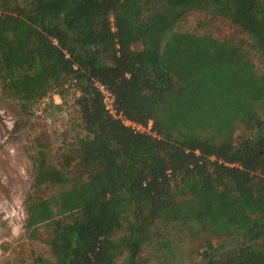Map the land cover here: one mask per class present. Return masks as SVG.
Masks as SVG:
<instances>
[{
    "label": "trees",
    "instance_id": "trees-1",
    "mask_svg": "<svg viewBox=\"0 0 264 264\" xmlns=\"http://www.w3.org/2000/svg\"><path fill=\"white\" fill-rule=\"evenodd\" d=\"M0 89L27 115L79 95L85 135L30 155L31 264H264V0H0Z\"/></svg>",
    "mask_w": 264,
    "mask_h": 264
},
{
    "label": "rangeland",
    "instance_id": "rangeland-1",
    "mask_svg": "<svg viewBox=\"0 0 264 264\" xmlns=\"http://www.w3.org/2000/svg\"><path fill=\"white\" fill-rule=\"evenodd\" d=\"M180 26L198 33L212 31L218 36L246 37L228 19L202 11L189 12ZM78 96L67 91L62 95L53 93L52 99L61 109L47 106L49 99H45L34 108L33 115H27L20 111L16 100L6 98L0 89V264H31V252L45 246L41 229L26 227L24 201L32 179L30 155L36 152L38 135L46 134L57 150L69 138L85 135ZM73 124L77 129L72 128ZM145 260L154 264L148 257Z\"/></svg>",
    "mask_w": 264,
    "mask_h": 264
},
{
    "label": "built area",
    "instance_id": "built-area-1",
    "mask_svg": "<svg viewBox=\"0 0 264 264\" xmlns=\"http://www.w3.org/2000/svg\"><path fill=\"white\" fill-rule=\"evenodd\" d=\"M97 87L100 89L103 95V101L105 104V107L107 111L116 117L117 119H120L125 125L133 128L136 131L140 132H147L151 133L153 135H156L155 131L153 130L152 127V121H149L147 125H144L142 123L136 122L128 117L124 113L118 110V108L115 105V98L113 93L103 84L100 82H97Z\"/></svg>",
    "mask_w": 264,
    "mask_h": 264
}]
</instances>
